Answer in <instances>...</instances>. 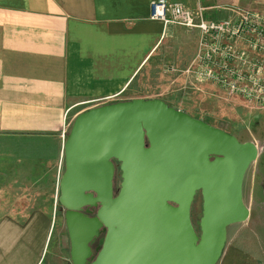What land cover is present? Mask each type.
<instances>
[{"label": "water", "instance_id": "water-1", "mask_svg": "<svg viewBox=\"0 0 264 264\" xmlns=\"http://www.w3.org/2000/svg\"><path fill=\"white\" fill-rule=\"evenodd\" d=\"M256 153L252 142L159 98L77 113L61 144L56 197L70 264H215L226 227L247 217L241 184ZM197 192L198 231L190 220ZM82 207L97 208L89 217L79 213Z\"/></svg>", "mask_w": 264, "mask_h": 264}, {"label": "crops", "instance_id": "crops-1", "mask_svg": "<svg viewBox=\"0 0 264 264\" xmlns=\"http://www.w3.org/2000/svg\"><path fill=\"white\" fill-rule=\"evenodd\" d=\"M150 1L0 0V135L10 137L12 145L10 159L5 155L0 161L3 177L11 181L7 191L32 179L42 147L57 145L61 156L77 113L111 101L149 98L159 75L180 77L199 90L184 74L196 49V32L182 33L176 25L164 27L150 19ZM167 1L201 7L209 19L232 16L238 9L264 16V0ZM165 35L189 42L188 55L178 62L166 63L160 56L151 60ZM49 216L50 211L34 214L24 222L1 217L0 264H57L59 257L46 246ZM239 239L234 235L227 243L225 238L215 264H264L261 251Z\"/></svg>", "mask_w": 264, "mask_h": 264}, {"label": "rangeland", "instance_id": "rangeland-1", "mask_svg": "<svg viewBox=\"0 0 264 264\" xmlns=\"http://www.w3.org/2000/svg\"><path fill=\"white\" fill-rule=\"evenodd\" d=\"M175 27L185 33L184 28ZM178 37L169 38L165 35L154 50L151 60L160 56L166 63H170L186 57L190 43L184 42L180 35ZM148 82L152 84L149 78ZM154 84V87H150L149 98H159L169 106L224 130L239 142H252L255 145L256 157L245 170L241 184V198L248 214L243 221L226 228V241L232 242L235 235L237 239L240 238L239 240L251 242L261 251L264 259V105L256 106L243 99L226 97L211 85L212 88L199 85L197 90L192 84H185L180 77L168 78L159 75ZM8 138L10 137L7 135H0V161L4 159L2 156L7 155L9 157L6 159H10L12 155V145ZM44 142L46 141H42ZM36 155L33 163L35 173L32 179L18 181L16 189L11 191H7L9 188L5 187L11 185V181L3 177L6 172L0 169V218L9 217L24 222L27 216L34 214L43 216L44 212L50 211L51 216L45 236L47 251L59 257L56 258L57 264H70L61 209L56 200L57 180L63 166L62 154L59 155L55 145V147H42ZM57 156L60 169H58ZM119 180V170H116L113 177L114 189L117 188ZM31 182L35 183V187L27 190V185ZM200 213L201 198L197 192L190 207V220L196 231H198Z\"/></svg>", "mask_w": 264, "mask_h": 264}, {"label": "built area", "instance_id": "built-area-1", "mask_svg": "<svg viewBox=\"0 0 264 264\" xmlns=\"http://www.w3.org/2000/svg\"><path fill=\"white\" fill-rule=\"evenodd\" d=\"M148 16L164 27L176 25L196 32V49L184 69L195 85H211L226 97L264 105L263 15L238 9L232 16L209 19L201 7L190 9L181 1L152 0ZM64 133L62 130L61 137Z\"/></svg>", "mask_w": 264, "mask_h": 264}, {"label": "flooded vegetation", "instance_id": "flooded-vegetation-1", "mask_svg": "<svg viewBox=\"0 0 264 264\" xmlns=\"http://www.w3.org/2000/svg\"><path fill=\"white\" fill-rule=\"evenodd\" d=\"M113 162V177H114V173L116 172V170H118V163L115 161V160H112ZM114 190V189H113ZM97 207H82L80 210H79V213H81L82 215H85V216H92L94 213H95V210H96ZM60 209H61V219L63 221V212H64V209L60 206ZM63 226H64V223H63ZM64 229H65V226H64ZM101 230V228L99 229ZM65 232H66V229H65ZM102 236V234H99V236L97 238H95L93 240V242L90 244V249H91V253L94 254L95 253V248L98 247V239ZM66 237H67V233H66ZM67 243H68V237H67ZM68 248H69V244H68Z\"/></svg>", "mask_w": 264, "mask_h": 264}]
</instances>
